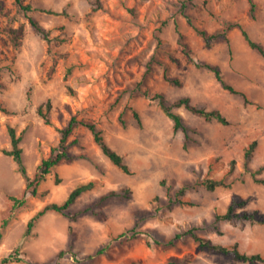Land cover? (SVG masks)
Masks as SVG:
<instances>
[{
    "label": "rangeland",
    "instance_id": "rangeland-1",
    "mask_svg": "<svg viewBox=\"0 0 264 264\" xmlns=\"http://www.w3.org/2000/svg\"><path fill=\"white\" fill-rule=\"evenodd\" d=\"M254 1L252 13L249 0H23L34 8L27 12L17 0H0V102L8 109L0 106V226L9 219L0 264H252L201 248L191 236L168 243L189 229L214 243L264 255V223L218 218L236 195L246 205L235 212L264 217V184L255 179L264 178V169L252 175L264 166V54L238 27L209 47L198 32H223L240 23L264 46V0ZM30 17L50 32L51 41L34 29ZM20 27L24 35L15 44L10 28ZM199 62L219 66L225 81L249 101L225 89ZM155 93L168 103L189 96L198 106L220 110L228 123L176 108L186 135L175 130L152 98ZM73 117L95 122L131 173L115 166L80 125L68 138L70 159L47 174L33 195L14 158L4 152L12 148L9 128L23 134V159L34 178ZM255 140L246 167L245 151ZM207 179H223L228 186L209 190L201 184ZM91 180L94 188L66 213L48 211L25 236L39 210L62 203ZM184 187L185 202L179 203ZM110 190L129 192L97 203ZM132 229L140 233L120 237ZM17 249L24 261L4 263Z\"/></svg>",
    "mask_w": 264,
    "mask_h": 264
},
{
    "label": "trees",
    "instance_id": "trees-1",
    "mask_svg": "<svg viewBox=\"0 0 264 264\" xmlns=\"http://www.w3.org/2000/svg\"><path fill=\"white\" fill-rule=\"evenodd\" d=\"M251 3V11L252 13L255 12L256 10V3L254 0H249ZM17 3L19 7L23 11H31L33 10V6L31 4H24L23 0H17ZM45 12L49 13H55L57 12L50 10V9H42ZM30 23L34 27V29L40 33L43 38H45L48 41H51L52 39L50 38V32L42 26L38 20H36L34 17H30ZM232 27H238L241 29L243 36L247 40L248 44L254 48L257 49L260 53L264 54V46L253 40L249 34V32L242 26L240 23H230L229 26L223 31V32H216V33H209L205 29H198L199 34L204 38L206 41V45L209 47L212 45L213 42L220 40L223 36H226V31L231 29ZM10 38L13 41V43L18 44L19 40L22 38L24 35V29L22 27L20 28H10ZM197 65L205 67L210 69L211 71L214 72L215 77L217 80L223 85V87L232 93H238L242 94L245 98L246 101H249L247 95L243 92H240L237 90L234 86L231 84L227 83L223 77L221 68L217 65H212L210 63H197ZM166 79H168L170 82L175 83V84H180V81L177 79H172L168 78L166 76ZM146 95L150 96L149 92H146ZM153 99L158 100L159 105L161 108L164 110V112L174 121V127L175 130H183L185 134L187 135L188 127L185 124V121L182 117V115L177 112L175 109L180 108V107H185L195 115L201 116L206 120H217L221 123L227 124L228 119L225 117V115L218 109H206L204 107L198 106L192 102V99L189 96H184L179 98L178 100L174 101L173 103H168L165 95L162 93H155L152 96ZM0 106L2 110L8 111L7 108L2 106V103L0 102ZM51 107V103L48 102L47 108L49 109ZM40 113L44 117L45 121L47 123H50V118L47 112L43 111V106L40 107ZM135 118L140 122V114L138 113L137 110H133ZM85 126L87 127L93 134L95 142L99 145L101 148L102 152L109 158V160L118 168H120L122 171L125 173H131V169L129 165L127 164L124 156L119 153L117 150H115L113 147H111L105 140V137L103 135V131L98 127V125L93 122V121H88V120H83V119H78L77 117H73L69 124L64 127L61 131V139L56 147H54L52 154L47 158L44 159L42 164L39 167V170L37 171L36 175L34 178H30L27 174V168L24 163L23 159V148L21 147L20 143L23 138V134L18 135L16 132V129L14 127L9 128V132L11 135V141H12V148L10 150H4L5 154L11 155L14 160L16 161L18 165V169L21 172V174L27 179V187L30 190V192L33 195L38 194V186L40 183L46 178V175L51 173L53 169L63 160L65 159H70V154H69V146L70 143L68 142V138L70 134L73 132V130L78 127V126ZM257 146V141H253L246 149L245 151V165L248 167V162L253 156V152ZM261 169H264V166L260 168L257 171H253L252 175L256 177V174L261 171ZM256 181L259 183L264 184V178H255ZM61 181V178L59 176H56V183L59 184ZM207 189L209 190H215L217 187L220 186H228V184L225 182L223 179H207L201 182ZM96 185V182L91 180L87 183H82L75 187L68 195V197L62 202V203H57L53 202L48 205H46L43 209L39 210L28 222V226L25 232V236H28L31 234V231L36 223V221L43 216L45 213H47L50 210L57 211L60 213H66V211L69 209V207L75 203V201L80 197L83 193L86 191L94 188ZM185 188H182L181 190L178 191V194L180 196H177V202L179 203H184L185 201L183 200V195L185 193ZM129 190H110L106 194H103L97 203H102L105 200L112 198V197H121V196H126L128 195ZM16 202L17 205H22L24 204L23 199H18V198H13ZM246 205V200H244L241 196L236 195L230 204L227 212L224 214L218 215V218L221 220H227L231 222H236L238 220L240 221H249V222H259V223H264V217L262 215H259L256 211H248V210H243L240 212H235V207H243ZM88 211L87 209L78 211L74 213L71 217L75 218L77 215ZM9 223V219H5L2 222V225L0 226V241L3 236V229L7 227ZM140 232L132 229L128 230L126 232H123L120 234V237H135L138 235ZM185 236H191L199 243V246L201 248H208L211 250H214L216 252L224 253L226 255L232 256L236 260L244 261V262H250L252 264H262L264 263V255L260 253H253V254H248L241 252L237 245H231V246H225L221 244H217L212 242L210 239H206L204 237L199 236L195 229H189L186 231H181L176 233V235L171 238L168 243L170 245L174 244L177 240L185 237ZM148 237H151V234H148ZM150 241V239L148 240ZM103 249H100L97 251V253H102ZM65 253L64 250L60 251L58 256H62ZM12 261H24L22 257L19 256V249L15 251L14 254H10L9 256L5 257L3 259L4 263L12 262Z\"/></svg>",
    "mask_w": 264,
    "mask_h": 264
}]
</instances>
